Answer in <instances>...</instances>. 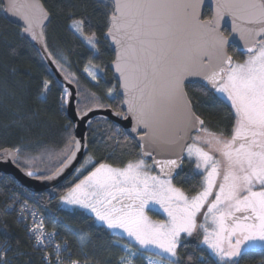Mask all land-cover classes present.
<instances>
[{
    "label": "snow or ice",
    "instance_id": "snow-or-ice-1",
    "mask_svg": "<svg viewBox=\"0 0 264 264\" xmlns=\"http://www.w3.org/2000/svg\"><path fill=\"white\" fill-rule=\"evenodd\" d=\"M201 3L112 0L106 38L117 46L115 71L127 113L136 122L132 131L137 127L146 130L140 138L141 156L123 167L93 164L61 200L94 214L120 239L126 234L120 264H133L134 259L146 264H177L174 258L181 237L194 233L202 237L197 246H206L210 253L203 264H244L253 251H264V0H215L214 15L207 21L199 17ZM20 8L17 0H9L6 11L19 15L26 24L23 31L37 39L33 19ZM225 16L231 18L232 31L244 41L243 62L227 53L228 41L219 30ZM46 18L47 13L41 11V20ZM71 27L98 51L95 34H84L83 20H74ZM85 71L97 79L94 71ZM188 76H201L203 82L192 81V86L230 107V138L209 132L192 112L184 91ZM41 87L47 92L49 81H43ZM71 95L64 89L62 103ZM165 127L175 128L176 136L164 135ZM189 128L206 135L197 134L185 142L180 133L186 134ZM71 139L73 148L54 173L36 178L53 179L72 163L80 141ZM177 146L179 151H175ZM156 150L174 154L157 159ZM145 157L152 158L151 165ZM185 158L201 178L199 191L191 196L173 183L180 178L176 170ZM89 163L91 157H86L77 174ZM153 167L159 174H152ZM148 211H162L167 219L152 221ZM29 231L34 247L41 251L47 250L56 235L45 233L42 220ZM88 236L82 232L78 238L85 242ZM120 239L115 243L119 245ZM10 247L7 241L0 246V264H12L7 258ZM54 247L56 264H65L61 246ZM67 264L80 261L69 259Z\"/></svg>",
    "mask_w": 264,
    "mask_h": 264
},
{
    "label": "trees",
    "instance_id": "trees-1",
    "mask_svg": "<svg viewBox=\"0 0 264 264\" xmlns=\"http://www.w3.org/2000/svg\"><path fill=\"white\" fill-rule=\"evenodd\" d=\"M40 1L51 16L44 29L47 49L59 67L76 79L78 111L81 113L98 106L121 112L123 101L118 94L119 85L110 69L114 54L105 39L111 4L96 0ZM211 18L207 9L203 20ZM74 20L84 21L85 36L95 34L98 51L91 49L73 30ZM225 34L228 36V32ZM229 53L239 56L233 46H229ZM85 68H95L101 73L93 80ZM45 80L49 81L47 92L41 87ZM63 91L40 54L23 36L22 29L8 21L0 0V151H16L17 165L24 170L36 171L40 177L52 175L74 144L71 139L75 137L74 127L67 117L66 103L61 101ZM186 92L194 112L205 121L208 129L224 136L231 133L232 110L226 103L218 102L192 85L186 86ZM88 145V156L96 165L103 162L123 167L129 160L140 157L136 141L104 120H97L90 126ZM92 165L63 184L56 197L32 194L16 181L0 175V246L5 241L11 246L7 258L12 264H46L44 255L34 247L28 229L18 220L23 203L44 217L48 229L63 243L66 241L69 253L76 260H85L89 264H120V258L125 254L122 245L127 240L114 235L87 212L65 209L60 202ZM195 172L194 164L186 162L183 174L174 180L190 196L199 191L201 182ZM82 232L89 234L85 242L78 238ZM117 239H120L119 245L115 243ZM199 240L198 236L195 240L181 242L177 249V264H203L210 253L197 246ZM133 264L145 262L134 259ZM244 264H264V251H253L244 259Z\"/></svg>",
    "mask_w": 264,
    "mask_h": 264
},
{
    "label": "water",
    "instance_id": "water-1",
    "mask_svg": "<svg viewBox=\"0 0 264 264\" xmlns=\"http://www.w3.org/2000/svg\"><path fill=\"white\" fill-rule=\"evenodd\" d=\"M96 1L98 3L107 2V3L112 4V0H96ZM8 2L9 0H2V4L4 7V14L6 18L8 19V21L11 24L22 29L23 36L30 42L32 47L40 54L46 67L52 74L55 82L59 85L61 89L63 90L67 89V91L72 94L70 97L67 98L68 102L66 103V114L69 120L71 121V123L73 124L75 140L80 141V149L79 151L76 152L75 159L72 161V163L67 168H65L64 171L60 175L55 176L53 179H50V180L36 178V177H40V174L34 171H31L34 173V176L27 175L29 171L22 169L16 163L18 159V153L11 149H5V150L0 151V175L7 176L10 179L16 181L18 185L28 190L32 194H36V195L46 194V195H49L50 197H56L58 194V189L66 182L70 181L75 176V174L77 173L76 169L88 156L89 154L88 131L92 123L97 120H104V121L111 122L117 128L122 129L127 135V137L136 141L139 147L140 156H141V146L140 145L143 143V141H141L140 138L142 135H144L146 130L143 128L137 127V130L135 132L132 131L133 127L136 125V122L133 119L132 115L130 113H127V105L124 104L125 97L123 95V88L121 86V81L119 80V73L115 71V61L117 59V46L111 41V39L106 38V34H105V39L108 41L111 51L114 54V61L111 64L110 69L114 75V78L117 80L118 85H119L118 94H119V97L123 101L122 106H121V112H116L111 108L94 107L81 114L78 111L79 93H78L77 86L65 76L61 68L58 66L56 61L53 59V57L49 55V51L46 45V40L44 37V29L48 26L51 16L49 12L47 11V9L45 8L44 4L40 0H17V3L21 5L20 12L24 15H28L29 17H31L33 19L34 25H36L34 27V31L37 34V39H32L29 33H26L23 31L26 24L20 18V16L13 14L12 12L6 11ZM207 9L210 10L212 17H213L214 11H215V0H202L201 6L199 9V17L201 20H203L204 12ZM41 11L47 13L46 19L41 20ZM204 21H207V20H204ZM219 30L228 41V44H227L228 55H230L229 46L235 47L239 53H241L244 50V41L239 38L238 33H235L232 31L230 17L225 16L224 20L220 22ZM224 31H228L229 36L224 34ZM53 61H55V63H53ZM204 62L207 63V58H205ZM192 81L203 82V78L201 76H188L185 78L184 91L187 97H188V94L186 92V86L192 85L191 84ZM191 110L195 114V116H197V114L193 110L192 104H191ZM200 119L203 120L202 118ZM89 121H91V123H89ZM203 127H205V121H204ZM162 133L170 138H174L177 134V130L172 127H165V128H162ZM180 134L185 135V142H191V138L194 135H197L200 133H197L196 131H193L192 129L189 128L186 134L183 132H181ZM144 147L147 149L148 145L144 144ZM175 151H179L178 146L175 149ZM173 154L174 153L172 152L159 153L158 150L153 152V155L157 159L166 158V157L172 156ZM145 159L150 165L152 164L151 157H145ZM185 161H186V158L181 165V169L176 170L177 172H180L181 175L183 174V171H184ZM152 170L155 174H159L158 168L153 167Z\"/></svg>",
    "mask_w": 264,
    "mask_h": 264
},
{
    "label": "built area",
    "instance_id": "built-area-1",
    "mask_svg": "<svg viewBox=\"0 0 264 264\" xmlns=\"http://www.w3.org/2000/svg\"><path fill=\"white\" fill-rule=\"evenodd\" d=\"M14 208H15V206H14ZM14 208L10 207L9 209L12 211V210H14ZM33 214H35V215L33 216ZM18 220L21 221L26 226V228L28 229V233L31 237L33 236V234L29 231V229L31 227H34L35 224L39 223L41 220L43 221L45 233H48V234L53 233V231L48 229L44 217L39 212L33 210L31 207L29 208V206L26 205V203H23L22 206L20 207ZM51 240H52V243L48 245L46 251H41L38 249L42 253V255H44V262H46V264H48V261H50L51 264H56V260H55L56 251H55V247H54L56 244H59L61 246L60 256H61V259L63 261H65V264H67V261L69 259L76 260L69 253L70 251H69L67 244H65V243H63V241L59 240L56 235L52 236ZM79 261H80V264H89V262H87L85 260H79Z\"/></svg>",
    "mask_w": 264,
    "mask_h": 264
},
{
    "label": "rangeland",
    "instance_id": "rangeland-1",
    "mask_svg": "<svg viewBox=\"0 0 264 264\" xmlns=\"http://www.w3.org/2000/svg\"><path fill=\"white\" fill-rule=\"evenodd\" d=\"M79 34V33H78ZM80 35V34H79ZM81 36V35H80ZM83 39H84V41H85V38H84V36H81ZM86 42V41H85ZM88 69H90V70H92V71H94L96 74H97V77L100 75V71L98 70V69H95V68H88ZM62 70V72L65 74V76L69 79V80H71L74 84L76 83V79L73 77V76H71L70 74H68V72H65L63 69H61ZM88 74V73H87ZM89 76V75H88ZM90 77V76H89ZM91 78V77H90ZM92 79V78H91ZM76 85V84H75ZM95 107H98V106H95ZM91 108H94V107H91ZM90 108V109H91ZM89 110V109H88ZM87 111V110H86ZM115 111V110H114ZM85 112V111H84ZM84 112H81V114L82 113H84ZM205 128H207L206 127V125H205ZM208 129V128H207ZM208 131L209 132H211V133H215V132H213V131H211L210 129H208ZM215 134H217V135H222V134H219V133H215ZM199 135H201V136H204V135H206V133H200ZM194 136H196V135H194ZM193 136V137H194ZM226 139V138H225ZM74 145V144H73ZM73 147V146H72ZM206 147V146H205ZM72 150V149H71ZM70 150V151H71ZM217 156H218V154H216ZM87 157H90V156H87ZM186 162H190V163H192L190 160H188L187 158H186V161H185V163ZM185 163H184V165H185ZM93 164V160H92V158H91V163H89L88 165H87V167L86 168H84L81 172H83L84 170H86L89 166H91ZM149 164V163H148ZM150 165V164H149ZM26 171H29V170H26ZM151 171H152V174H155L154 172H153V170L151 169ZM196 171V170H195ZM34 172H36V171H34ZM80 172V173H81ZM79 173V174H80ZM79 174H75V176L74 177H77ZM176 180V179H175ZM173 183H174V180H173ZM175 184V183H174ZM177 186V185H176ZM178 187V186H177ZM60 202H61V205H62V207L63 208H65V209H80L79 208V206H68V205H64L63 204V202H62V200H60ZM81 210H83V211H85V212H87L88 214H90V215H92L94 218H95V216H94V214H92V213H90V212H88L87 210H84V209H81ZM147 214H148V216L150 217V219L152 220V221H166V219H167V217H166V214H164L162 211H148L147 212ZM97 221V220H96ZM100 225H103L104 227H106V225H104L103 224V222H100V221H97ZM107 228V227H106ZM110 230V229H109ZM114 235H116V233L115 232H113V230H110ZM117 231H119V230H117ZM117 236V235H116ZM199 235L197 234V233H194L193 234V236L192 237H187V238H185L184 236H182L181 237V242L183 241V240H187V241H191V240H195V238L196 237H198ZM200 237V239L202 238L201 236H199ZM123 239H125V240H127V237H126V234L124 235V237H123ZM136 247H139L138 245L136 246ZM201 247H204V248H206V246H202L201 245ZM149 251H155L154 249H150ZM255 251H261V250H259V249H257V250H255ZM178 256V255H177ZM158 257H153V259H157ZM175 260L177 259V257H175L174 258ZM145 262V261H144ZM145 264H146V262H145Z\"/></svg>",
    "mask_w": 264,
    "mask_h": 264
},
{
    "label": "flooded vegetation",
    "instance_id": "flooded-vegetation-1",
    "mask_svg": "<svg viewBox=\"0 0 264 264\" xmlns=\"http://www.w3.org/2000/svg\"><path fill=\"white\" fill-rule=\"evenodd\" d=\"M226 32H228V31H224V34L226 33ZM228 36H229V32H228ZM239 53V52H238ZM230 54V53H229ZM239 56L238 57H234V56H232V55H230V56H232L233 57V59H234V61H236V62H243V60L246 58L244 55H241V53H239L238 54ZM206 125V124H205ZM230 135H231V133L228 135V136H224L223 135V137L224 138H226V139H228V138H230Z\"/></svg>",
    "mask_w": 264,
    "mask_h": 264
}]
</instances>
